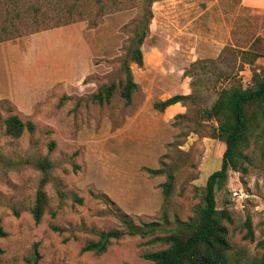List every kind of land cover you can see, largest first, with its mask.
<instances>
[{
    "label": "rangeland",
    "instance_id": "obj_1",
    "mask_svg": "<svg viewBox=\"0 0 264 264\" xmlns=\"http://www.w3.org/2000/svg\"><path fill=\"white\" fill-rule=\"evenodd\" d=\"M61 4L70 7L73 20L33 32L41 22L37 13L49 16ZM146 5L148 0H0V264H151L141 255L162 248L152 237L191 217L199 204L224 145L214 138L216 123L198 109H208L231 84L248 88L254 75L264 79V16L222 44L216 38L223 33L210 31L206 14L198 16L204 3L152 0L142 65H129L136 84L130 104L117 95L108 104L90 103L98 88L122 78L119 65ZM175 94H191L194 103L152 109L154 101ZM178 114L185 117L173 125ZM8 115L30 121L33 131L6 136ZM246 154V173L229 171L215 190L216 208L230 217L222 222L227 264L264 260V158L251 143ZM37 157L53 166L43 187L47 208L35 224L29 208L40 173L22 161ZM162 163L175 167L164 205V177L143 170ZM113 208L135 225L158 222L161 231L123 236L100 255L81 252L99 232L123 229Z\"/></svg>",
    "mask_w": 264,
    "mask_h": 264
},
{
    "label": "trees",
    "instance_id": "obj_2",
    "mask_svg": "<svg viewBox=\"0 0 264 264\" xmlns=\"http://www.w3.org/2000/svg\"><path fill=\"white\" fill-rule=\"evenodd\" d=\"M151 2L152 0H148V5L134 22L132 37L119 65L122 78L117 83H110L98 88L88 97L90 103L99 106L108 104L117 95L124 106L130 104L136 84L133 82L129 65L134 64L136 67L142 65L140 47L148 34V24L151 19L148 7ZM37 15L40 16L41 22L38 24L39 27L33 29V32L68 24L73 20L70 7L64 4L52 8L49 16L47 12H38ZM251 80L252 85L248 88L231 84L228 88L219 90L208 109H198L201 118L216 123L214 138L224 145L219 167L205 178L199 204L193 208L192 216L185 221L175 220L173 229L167 230L162 236H153L150 242L157 243L162 248L142 254V259L151 264H227L225 253L230 245L227 240V229L222 222H228L230 217L226 211L216 208L215 190L224 184L229 171L246 173V165L249 163L246 151L249 149L250 143L257 149L260 157L264 158V79L254 75ZM64 99L65 97L61 98V100ZM193 103L194 99L191 94H175L165 100L154 101L152 109L161 113L164 109L175 104L187 108L189 104ZM77 104L79 101L75 102V106ZM184 117V114L176 115L173 125H176ZM2 125L4 134L11 138H18L24 132L30 133L34 129L30 121H21L16 115L6 116ZM178 137L179 135H176L175 139ZM48 147L51 149L53 144L49 143ZM22 163L30 165L40 173L33 202L29 208L33 222L38 224L47 208V198L43 187L49 180L48 173L53 165L46 158L40 157L27 158ZM143 170L149 176L164 177V181L160 184V193L163 205L166 204L173 190L175 167L162 163L157 169ZM94 197L113 206V203L103 195ZM75 201L81 202L80 199H75ZM112 212L123 229L99 232L96 240L84 242L80 249L81 252L100 255L106 251L111 241H116L123 236L145 237L161 231L158 228V222L135 225L126 214L117 208H113ZM49 228L54 232L61 231L60 228L53 225H50ZM246 228V238L251 240L250 228L248 225ZM4 235L0 226V237ZM258 264H264V260Z\"/></svg>",
    "mask_w": 264,
    "mask_h": 264
},
{
    "label": "crops",
    "instance_id": "obj_3",
    "mask_svg": "<svg viewBox=\"0 0 264 264\" xmlns=\"http://www.w3.org/2000/svg\"><path fill=\"white\" fill-rule=\"evenodd\" d=\"M205 4L199 11L198 16L208 17V26L214 33H223V39L218 36L216 39L222 44L231 42L232 33L242 30V26L252 25L256 17L264 16V0H198ZM251 18V19H249ZM249 19V22L245 20ZM177 104L171 106L176 107ZM180 108V106H178ZM170 108V107H169ZM168 109V108H167Z\"/></svg>",
    "mask_w": 264,
    "mask_h": 264
},
{
    "label": "built area",
    "instance_id": "obj_4",
    "mask_svg": "<svg viewBox=\"0 0 264 264\" xmlns=\"http://www.w3.org/2000/svg\"><path fill=\"white\" fill-rule=\"evenodd\" d=\"M243 86H245V85H243ZM246 87V86H245ZM233 194H235V193H233Z\"/></svg>",
    "mask_w": 264,
    "mask_h": 264
}]
</instances>
